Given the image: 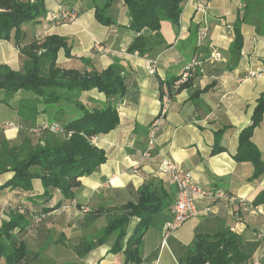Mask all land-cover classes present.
Masks as SVG:
<instances>
[{
	"label": "crops",
	"instance_id": "crops-1",
	"mask_svg": "<svg viewBox=\"0 0 264 264\" xmlns=\"http://www.w3.org/2000/svg\"><path fill=\"white\" fill-rule=\"evenodd\" d=\"M42 1L45 17L21 26L22 45L48 36L65 39L70 57L61 49L56 58V65L64 70L102 71L118 60L125 72V94L116 101L96 90L80 95L79 102L89 111L100 110L109 103L114 105L119 121L109 133L91 140L104 152L105 162L95 173L79 179L80 186L71 202L63 201L56 193L48 205L59 204V207L42 216L36 214L39 207L32 203L40 205L36 197L43 194L39 180H32V192L4 189L0 193V226L11 214L22 215L25 208L31 213L29 226L11 233L14 244L22 243L26 248L23 264H131L122 251L110 252L113 236L82 258L73 248L104 229L106 215L133 201L136 190L148 178L162 180L165 189L175 198V188L158 171L161 159L174 162L202 188L222 190L227 197L217 201L197 200L194 216L166 239L158 227L147 230L138 248L139 264H178L176 257L191 244L196 232L214 234L226 229L240 236L245 248L259 243L247 264H264V206L250 204L264 191V172L251 180L252 164L233 160L238 135L250 124L256 101L264 93V0L249 1L247 20L240 26L239 62L229 72L225 69L234 40L233 25L246 9L242 0H207L205 14L195 13L194 0H184L178 25L161 22L160 39H153L150 53L143 56L127 51L136 35L128 29L130 17L121 0L113 2L108 9L115 23L110 26L96 21L92 0ZM60 12H74V21L61 24L52 21L50 15ZM201 30L205 31L206 38L198 45L197 34ZM96 46L106 52L98 51ZM213 54H217L216 59L210 57ZM146 58L157 60L154 75L146 71ZM193 58L200 63L197 77L190 90H183L170 99L155 153L145 158L142 154L147 127L159 110L160 83L179 77ZM0 65L20 70V54L12 41L0 40ZM196 92L193 99L192 94ZM3 99L0 92V101ZM34 99L32 94L18 91L7 104L0 102V138L11 145L18 141L25 121L19 118L17 108L31 105ZM43 110L44 105L38 104L36 126L54 122ZM70 114L77 116L75 110ZM216 134H220L217 142ZM33 136L37 137V133ZM251 141L264 162V116L254 129ZM214 147H221L222 151L213 153ZM11 178L10 172L0 173V187ZM94 211L100 212L98 218L92 224L82 223L84 215ZM37 216L42 221L34 225L33 218ZM165 216L169 221L171 213ZM136 223V219L131 220L123 245ZM0 264H5L3 258Z\"/></svg>",
	"mask_w": 264,
	"mask_h": 264
},
{
	"label": "trees",
	"instance_id": "trees-1",
	"mask_svg": "<svg viewBox=\"0 0 264 264\" xmlns=\"http://www.w3.org/2000/svg\"><path fill=\"white\" fill-rule=\"evenodd\" d=\"M115 1L92 0L94 18L99 24H115L108 14V9ZM121 1L126 5L130 17L128 29L136 35L127 51L137 52L141 56L150 53L153 39H160L161 22L178 25L184 3V0ZM242 1L246 9L233 25L234 40L229 47V59L225 69L228 72L238 65L242 49L240 26L247 20L250 0ZM45 13L42 0H0V40L12 41L18 48L21 59V68L18 71L0 65V92L5 95L0 102L7 104V100L18 91L30 93L35 97L31 105H20L17 108L19 118L25 121L18 141L11 145L5 138H0V173H12V178L0 187V193L4 189L32 192V180H39L43 194L36 199L40 200L41 204L32 205L39 207L36 214L41 216L59 207V204L54 207L48 205L56 193L61 195L63 201L71 202L74 199V191L80 186L79 179L95 173L105 162L104 152L96 148L91 140L109 133L119 121L114 105L109 103L100 110L89 111L79 102L80 95L96 90L107 99L116 101L122 99L125 94V72L118 60H114L102 71H95L93 68L88 72L64 70L56 65V58L61 49L66 57H70L65 39L48 36L43 40L35 39L27 45H22L21 26L29 22L36 23L45 17ZM193 31L192 36L196 27ZM197 74L196 72L189 77L187 83L180 85L176 90L172 85L180 76L160 83L159 87L165 84L171 99L183 90H190ZM208 89L209 87L203 91ZM196 94L197 92L192 94L193 99ZM38 104L44 105L43 113L50 116L53 123L36 126ZM55 105L58 107H53ZM73 110L77 113L76 117H71ZM263 116L264 93L256 101L250 124L238 135L237 151L233 156L236 162L252 164L254 170L251 180L258 179L264 172V162L251 141L253 131L260 125ZM51 124H57L61 132L53 134L45 128ZM34 132L37 137L33 136ZM218 136L220 134H216V142ZM221 151V147L213 149V153ZM174 200L162 180L146 179L136 190L133 201L113 209L106 215L107 225L104 229L97 235L84 238L73 248L76 255L84 257L113 236L115 240L110 252L122 251L126 261L139 264L138 248L143 236L153 227L160 228L163 235V229L170 221L165 215L171 213L172 216ZM250 204L253 207L264 206V191L259 192ZM99 214V211H94L84 215L82 223L92 224ZM30 216L29 209L25 208L22 215L11 214L8 221L1 224L0 258L4 259L5 264H23L27 256L26 248L22 243L15 245L11 233L15 229L25 230L29 226ZM41 216L33 218L34 225L42 221ZM132 219H136L137 223L123 245ZM249 246L245 248L242 238L228 229L214 234L202 235L196 232L191 244L176 258L178 264H247L259 243Z\"/></svg>",
	"mask_w": 264,
	"mask_h": 264
},
{
	"label": "built area",
	"instance_id": "built-area-1",
	"mask_svg": "<svg viewBox=\"0 0 264 264\" xmlns=\"http://www.w3.org/2000/svg\"><path fill=\"white\" fill-rule=\"evenodd\" d=\"M194 11L195 13L205 14L208 9L207 0H194ZM51 20L58 24L61 23H71L74 21V12H60L59 14H51ZM206 38V33L204 30L199 31L197 34V44L200 45ZM98 51H104L99 46H96ZM216 59L217 54L210 56ZM199 61L193 58L183 69L180 78L176 80L172 88L176 90L180 85L187 83L189 77L194 75L199 68ZM145 68L148 75H154L157 68V60L146 58ZM258 76V73L257 75ZM250 77H255V74H250ZM169 95L165 84L161 85L160 95H159V110L155 118L147 127L146 133V147L143 152V157L151 158L156 150V140L161 128V121L164 118L168 105H169ZM53 133H60L61 130L57 124H51L45 126V128ZM158 171L163 175L168 181V183L175 188V200L172 207V216L170 221L165 225L163 229V238L166 239L172 232L177 230L182 224L190 220L195 214V202L197 200L207 199L210 201H217L225 199L227 196L222 190L210 191L202 188L201 186L194 183L191 179L189 173L183 171L174 162L161 159L158 166ZM39 219L37 220V222Z\"/></svg>",
	"mask_w": 264,
	"mask_h": 264
},
{
	"label": "rangeland",
	"instance_id": "rangeland-1",
	"mask_svg": "<svg viewBox=\"0 0 264 264\" xmlns=\"http://www.w3.org/2000/svg\"><path fill=\"white\" fill-rule=\"evenodd\" d=\"M45 70V69H44ZM44 74V73H43ZM2 92V91H1ZM2 96L5 98V95H4V93L2 92ZM12 98V97H11ZM9 100V99H8Z\"/></svg>",
	"mask_w": 264,
	"mask_h": 264
}]
</instances>
